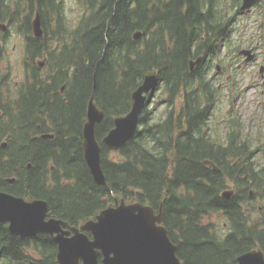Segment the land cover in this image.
I'll return each instance as SVG.
<instances>
[{
  "label": "trees",
  "instance_id": "trees-1",
  "mask_svg": "<svg viewBox=\"0 0 264 264\" xmlns=\"http://www.w3.org/2000/svg\"><path fill=\"white\" fill-rule=\"evenodd\" d=\"M75 3L80 12L72 18L64 0H0V22L8 26L0 41L15 33L24 44L18 83L3 70L0 45V191L44 200L48 216L72 226L93 219L116 199L155 211L161 205L162 223L182 264H235L249 250L264 252V204L255 220L250 207L264 198V159L250 155L251 137L242 135L236 118L227 123L224 141L203 135L219 95L205 58L221 65L223 58H235L230 36L241 0ZM263 10L257 11L260 17ZM36 13L42 40L32 35ZM225 48L228 56L221 58ZM198 57L202 62L190 71L189 62ZM150 71L157 73L153 91L161 92L155 107L162 111L155 116L149 102L134 137L119 151H108L101 139L113 118L129 111L130 94ZM224 87L237 95L233 77ZM92 95L104 112L95 135L105 187L93 182L81 149ZM228 184L236 191L225 199ZM55 256L47 235L21 239L0 224V264H57Z\"/></svg>",
  "mask_w": 264,
  "mask_h": 264
},
{
  "label": "water",
  "instance_id": "water-1",
  "mask_svg": "<svg viewBox=\"0 0 264 264\" xmlns=\"http://www.w3.org/2000/svg\"><path fill=\"white\" fill-rule=\"evenodd\" d=\"M258 1L242 0L241 11L249 9ZM6 31L7 25L0 22V33ZM32 34L38 40L43 38L37 13L32 21ZM139 37L140 32H135L133 38L136 40ZM240 54L245 56V62L253 60L251 50H242ZM200 61V57L190 61L189 69L192 70ZM39 66H43V62ZM156 81L155 71L146 73L140 85L130 94L129 111L113 118V127L101 139V144L108 151L120 150L134 137L139 117ZM103 118L104 112L97 107L92 95L82 127L81 149L93 182L101 187L106 186V181L95 130ZM41 138L52 139L53 135L46 134ZM4 146L3 143L2 147ZM205 164L212 165L208 161ZM214 170L217 171V168L214 167ZM8 182L13 183V179ZM231 195L232 191L222 193V197L226 199ZM47 213L48 204L44 200L34 197L25 199L0 191V224H7L8 232L19 238L48 235L57 246V264H181L175 253L176 246L169 240L162 224L161 205L155 212L149 205L140 202L126 203L122 199L115 201L114 206L101 210L94 219L79 227L70 226L59 219H47ZM87 233L91 238H88ZM236 264H264V254L261 250L246 252L236 258Z\"/></svg>",
  "mask_w": 264,
  "mask_h": 264
},
{
  "label": "rangeland",
  "instance_id": "rangeland-1",
  "mask_svg": "<svg viewBox=\"0 0 264 264\" xmlns=\"http://www.w3.org/2000/svg\"><path fill=\"white\" fill-rule=\"evenodd\" d=\"M64 3L68 15L75 18L80 12L75 0H64ZM257 20L258 13H256L255 10L239 18L230 36L231 42L229 47L232 48L233 51L247 48L246 45L253 34L257 32L255 23ZM0 45L3 48V70L8 69L12 82L18 83L23 78L24 68V44L22 38L15 33H11L7 42L3 44V42L0 41ZM228 50L229 48L223 50L221 58H223L224 55L228 56ZM255 52L256 59L249 64L242 62L241 59L239 60L236 57L231 61L228 58H223L225 63L223 62L222 65H228V70L223 77L217 80L216 85L220 90L216 105L212 111L210 128L208 129L213 139L218 142L227 137V123L231 118H236L241 125L240 128L243 127L242 135L244 136L247 134L251 137L250 146L252 149L264 146V70L262 73L263 76L259 73L260 67H264V46L259 45V50ZM215 64H218V62H214L212 73L215 71ZM227 75L231 78L233 77V81L236 83L237 95L233 94L231 91L229 92L226 88L223 89ZM160 92L159 89L154 93L148 105L149 110L152 108L154 109L155 116H158L163 109L161 105L155 107L156 103L159 101ZM226 95L228 96L226 97ZM255 159H259L261 163L264 157L255 155ZM257 161L258 160H256V162ZM227 186L228 187L225 189L226 191H236V188L232 184H228ZM255 201L254 208L253 204L250 205L252 220L257 218L256 209L264 204V198H262V200L257 198ZM210 222L217 225V217L212 216ZM219 233L221 234L222 232L220 231Z\"/></svg>",
  "mask_w": 264,
  "mask_h": 264
},
{
  "label": "flooded vegetation",
  "instance_id": "flooded-vegetation-1",
  "mask_svg": "<svg viewBox=\"0 0 264 264\" xmlns=\"http://www.w3.org/2000/svg\"><path fill=\"white\" fill-rule=\"evenodd\" d=\"M260 6L264 7V0H260V2H259L258 4H256V5H254L250 10H248L247 12H244V13L238 15L237 19L240 18V17H242V16H245V15L250 14V13H251L252 11H254V10L257 12L258 9L260 8ZM255 23H256V26H257V32H256V34H253V36L251 37L250 41H249L248 44L246 45V47H247L246 49H250V50H252V51L254 52V54L256 53L255 51L259 50V45H262V44L264 43V10H263V12H262L260 22H258V20H257ZM260 29H261V32H260ZM237 58L243 60V59H242V58H243L242 56H239V55H238ZM210 67H211L210 64H207V65H206V69H207V70H208ZM263 70H264V69H263ZM263 70H262V72H263ZM209 71H210V70H209ZM262 72H259V73L261 74ZM210 77L213 79V81H214V83H215V81H216L218 75H213V76H210ZM218 88H219V87H218ZM263 94H264V93H263ZM227 96H228V95H226V97H227ZM259 98H260V97H259ZM263 108H264V106H263ZM226 131H227V127H226ZM206 132H207V133H206ZM206 132L203 133L204 136L210 134V130H206ZM226 134H227V133H226ZM212 137H213V136H212ZM224 139H225V138H224ZM224 139H223V141H224ZM244 152L247 153V151H245V150H244ZM247 154H248V153H247ZM250 155H251V156H254V157H255V155H257V156H263V157H264V146H262V147H260V146H259V147H255V149L251 150ZM258 209H261V207H258ZM78 226H80V224H77V226H75V227H78ZM69 236H71V234H70Z\"/></svg>",
  "mask_w": 264,
  "mask_h": 264
}]
</instances>
